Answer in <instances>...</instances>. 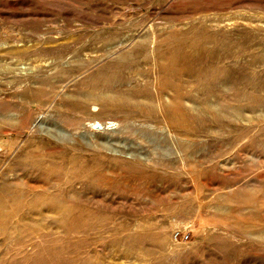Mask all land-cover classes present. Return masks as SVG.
<instances>
[{
	"label": "rangeland",
	"instance_id": "obj_1",
	"mask_svg": "<svg viewBox=\"0 0 264 264\" xmlns=\"http://www.w3.org/2000/svg\"><path fill=\"white\" fill-rule=\"evenodd\" d=\"M0 264H264V0H0Z\"/></svg>",
	"mask_w": 264,
	"mask_h": 264
},
{
	"label": "bare ground",
	"instance_id": "obj_2",
	"mask_svg": "<svg viewBox=\"0 0 264 264\" xmlns=\"http://www.w3.org/2000/svg\"><path fill=\"white\" fill-rule=\"evenodd\" d=\"M148 38V37H147ZM139 39V38H138ZM154 39V38H153ZM152 39V40H153ZM129 40V39H128ZM151 40V39H150ZM140 42V41H139ZM155 42V41H154ZM139 44V43H138ZM146 45V44H145ZM156 45V44H155ZM141 46H142V43H141ZM174 48H175V46H174ZM173 48V49H174ZM133 49V48H132ZM149 49H150V47H149ZM172 49V50H173ZM144 50L145 49H141L140 50V53H144V55H145V57H144V59H146L147 58V56H146V51L144 52ZM130 51V50H129ZM132 51H134V50H132ZM158 52H159V50H157ZM157 52V53H158ZM155 53V52H154ZM132 54V53H131ZM124 55V54H123ZM126 55V54H125ZM150 55H151V53H150ZM174 55V53H172L171 54V57ZM132 56V55H131ZM153 56V55H152ZM133 57V56H132ZM136 57V56H135ZM128 58V57H127ZM131 58V57H130ZM152 58V57H151ZM120 59V58H119ZM125 59V58H124ZM136 59H137V57H136ZM140 59V58H139ZM138 59V60H139ZM173 59V61L175 60V58H172ZM118 60V59H117ZM116 61V60H115ZM120 61V60H119ZM118 61V62H119ZM127 61V60H126ZM154 61V62H153ZM153 67L156 69L157 68V65H156V62H155V57L153 58ZM157 61V60H156ZM128 62V61H127ZM131 62H133V61H131ZM136 62V61H135ZM123 63V62H122ZM134 63V62H133ZM132 63V64H133ZM149 62L146 60L145 61V64L146 65H149L148 64ZM129 64V63H128ZM109 65V64H108ZM142 65H144V64H142ZM173 65H175V63H171V65L169 66L170 68H172L173 67ZM56 66V65H55ZM58 67V66H57ZM131 67V66H130ZM134 67H136V65L134 66ZM152 67V68H153ZM113 68V67H112ZM111 68V69H112ZM116 68V67H115ZM64 69V68H63ZM151 69V68H150ZM59 70V69H58ZM126 70V69H125ZM124 70V71H125ZM129 70V69H128ZM61 71V70H60ZM151 71V70H150ZM75 72V71H74ZM149 72V71H148ZM132 73V72H131ZM138 73V72H137ZM115 74L116 75H118V73H117V71L116 72H114V73H112L111 75H113V76H115ZM139 74V73H138ZM154 74V73H153ZM61 75V74H60ZM137 75V74H136ZM91 77H92V75H91ZM137 77V76H136ZM67 78H69V77H67ZM111 78H112V76H107V77H104V75H103V73L102 74H100L99 76H97V77H94V78H92L91 79V85H92V87H94V89H96V87L97 88H101V89H109L110 87H112L113 86V81H111ZM117 78H119V80L121 81V79H120V77H117ZM134 78V77H133ZM140 78H142V76H140ZM153 78V77H152ZM113 79V78H112ZM138 79V78H137ZM151 79V78H150ZM134 80V79H133ZM132 80V81H133ZM141 81V80H140ZM79 82H80V80H79ZM117 82V81H116ZM167 82V81H166ZM125 83V82H124ZM123 83V84H124ZM142 83V82H141ZM154 83V82H153ZM176 83V82H175ZM174 83V84H175ZM116 84V83H115ZM120 84V83H119ZM178 84V83H177ZM84 85V84H83ZM157 86H156V89H155V93H153V94H148V92H147V90L145 89V88H147V84H144V89L143 90H137V89H132V90H130V94H133V95H135L136 97H141V99H145V98H142V97H146V99L150 102V103H152V102H155L157 105L158 104H160V94H162L160 91V84L159 83H157L156 84ZM74 86V85H73ZM152 87V86H151ZM168 89V88H167ZM151 90H153V88L151 89ZM172 90V89H171ZM79 91V90H78ZM90 91H91V93H86L85 94V97H88V98H90V97H92L93 99H95V97H96V92L95 91H93V88H91L90 89ZM163 91V90H162ZM164 91H166V90H164ZM168 91V90H167ZM180 92V91H179ZM73 93V92H72ZM99 94L100 95H103V91L101 90L100 92H99ZM126 94H128V93H126ZM168 95V94H167ZM181 95V94H180ZM187 95V94H186ZM94 96V97H93ZM120 96V95H119ZM163 96V95H162ZM166 96V95H165ZM182 96V95H181ZM180 98V96L177 98V96H176V99H179ZM182 98H183V96H182ZM172 99V98H171ZM170 99V100H171ZM185 99V98H184ZM105 100V99H104ZM109 100V99H108ZM169 100V99H168ZM180 100V99H179ZM188 100H191V99H188ZM113 101V100H112ZM192 101V100H191ZM119 102V101H118ZM168 102V101H167ZM184 102V101H183ZM123 103V102H122ZM172 103H174V102H172ZM93 104V103H92ZM91 105V104H90ZM186 105V104H185ZM51 107V106H50ZM54 107V106H53ZM82 107V109H84L85 111H86V106L85 105H83V106H81ZM100 107V106H99ZM89 108V107H88ZM111 108L112 109H117V108H119V107H117V106H114V105H111ZM132 109H135V111H136V116L138 117V120H142L143 122H150V123H155V122H153L154 120H156V114H154L150 109L149 110H147V109H144V108H142V107H139L138 105L137 106H134V108H132ZM69 111V110H68ZM80 112V111H79ZM103 112V111H102ZM58 113V112H57ZM110 113V112H109ZM83 114V113H82ZM121 114V113H120ZM125 114V113H124ZM127 114V113H126ZM62 115V114H61ZM113 115V114H112ZM66 116V115H65ZM103 116V115H102ZM84 117V116H83ZM104 117H106V116H104ZM126 117V116H125ZM117 119V118H116ZM90 120V119H89ZM172 120V119H171ZM171 120H170V117L168 116L167 118H166V120H164V121H166V123H170V124H174L175 122H171ZM130 121H132V120H130ZM134 122H136V121H134ZM138 122V121H137ZM109 124H111V121L109 122ZM114 124V123H113ZM155 124H158V123H155ZM110 126V125H109ZM140 126H142V125H140ZM163 128V127H162ZM166 128V127H165ZM168 129V128H167ZM143 131V130H142ZM125 134V133H124ZM140 138V137H139ZM141 138H142V140L144 139V137H143V135H141ZM137 140V139H136ZM153 155V154H152ZM125 159V158H124ZM128 162V161H127ZM18 202V201H17ZM28 204V203H27ZM60 209V208H59ZM61 211V210H60Z\"/></svg>",
	"mask_w": 264,
	"mask_h": 264
},
{
	"label": "built area",
	"instance_id": "obj_3",
	"mask_svg": "<svg viewBox=\"0 0 264 264\" xmlns=\"http://www.w3.org/2000/svg\"><path fill=\"white\" fill-rule=\"evenodd\" d=\"M190 235H191V232L188 230H184V231L176 230L173 233V238L175 240L177 239L188 240L190 239Z\"/></svg>",
	"mask_w": 264,
	"mask_h": 264
}]
</instances>
